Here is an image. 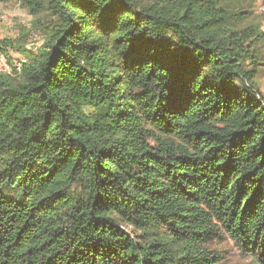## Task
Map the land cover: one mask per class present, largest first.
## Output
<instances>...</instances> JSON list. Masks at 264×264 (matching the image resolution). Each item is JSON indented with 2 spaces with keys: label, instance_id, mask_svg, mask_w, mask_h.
Instances as JSON below:
<instances>
[{
  "label": "trees",
  "instance_id": "16d2710c",
  "mask_svg": "<svg viewBox=\"0 0 264 264\" xmlns=\"http://www.w3.org/2000/svg\"><path fill=\"white\" fill-rule=\"evenodd\" d=\"M16 1L57 24L0 75V264H216L220 231L264 264L259 27L218 0Z\"/></svg>",
  "mask_w": 264,
  "mask_h": 264
},
{
  "label": "rangeland",
  "instance_id": "374dc122",
  "mask_svg": "<svg viewBox=\"0 0 264 264\" xmlns=\"http://www.w3.org/2000/svg\"><path fill=\"white\" fill-rule=\"evenodd\" d=\"M218 2L231 14L241 12L247 15L244 21L236 22V28L259 27L262 37L256 45V54L264 61V0H218ZM56 24L57 21L47 10L45 2L40 13L35 15L16 0L0 1V40L11 42L2 52L6 56L9 70L0 66V75L16 78L12 71L15 59L21 58L25 61L27 52L36 53L44 46L46 33L54 29ZM258 70L253 84L260 91H264V64ZM71 189L77 190L78 186L74 185ZM219 234V238L213 239L207 245V249L216 255V264H248L250 258L242 254L222 231Z\"/></svg>",
  "mask_w": 264,
  "mask_h": 264
},
{
  "label": "built area",
  "instance_id": "2783aa9c",
  "mask_svg": "<svg viewBox=\"0 0 264 264\" xmlns=\"http://www.w3.org/2000/svg\"><path fill=\"white\" fill-rule=\"evenodd\" d=\"M22 62H23V59H21V58L15 59L14 64H13V68L16 70H20ZM0 66L5 67L7 70H9V66H7V64H6V56L1 52H0Z\"/></svg>",
  "mask_w": 264,
  "mask_h": 264
}]
</instances>
